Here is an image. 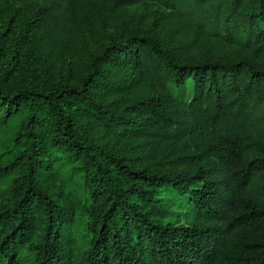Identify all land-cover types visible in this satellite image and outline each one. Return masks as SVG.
<instances>
[{
  "label": "trees",
  "instance_id": "obj_1",
  "mask_svg": "<svg viewBox=\"0 0 264 264\" xmlns=\"http://www.w3.org/2000/svg\"><path fill=\"white\" fill-rule=\"evenodd\" d=\"M71 1L0 39V264H264V0H157L151 24L84 57ZM103 1L117 14L151 0ZM36 32L41 54L74 61L29 64ZM212 40L245 55L218 58ZM123 139L190 169H141L109 146ZM77 214L91 219L79 258Z\"/></svg>",
  "mask_w": 264,
  "mask_h": 264
},
{
  "label": "rangeland",
  "instance_id": "obj_2",
  "mask_svg": "<svg viewBox=\"0 0 264 264\" xmlns=\"http://www.w3.org/2000/svg\"><path fill=\"white\" fill-rule=\"evenodd\" d=\"M44 3L45 0H0V39H4V34H7L6 40H11L13 34H17L14 32L15 28L23 31L22 33L24 35H27L28 30L31 29V25L38 24L36 19L39 17L40 8ZM71 6L74 10L73 20L80 28V48L78 47L77 54L82 57L98 52L110 43L112 37H119L125 26H127L125 23H128V21L135 22L141 19L143 22L151 24L159 13L165 11L157 0H151L146 4L140 3L126 7L117 14L110 11L109 5L103 0H72ZM26 41L29 43L27 44L28 52L26 55L28 56V63L37 66L39 70L46 67L50 69L51 73L57 74L62 69L60 61L63 58L67 62L74 61V57L70 51L59 49V47V50H54L53 47L48 53L46 50L45 54H41L40 49L35 47V45L41 43L40 32H36L32 36L29 34ZM212 43H214L212 50L218 58L223 57L232 60L245 55V50L241 44H229L216 42L215 40H212ZM186 90L188 98H190L192 95V86L187 84ZM171 91L177 96L178 89L171 88ZM122 141L126 143V146L122 142L110 143L109 146L114 151H118L130 158V163L136 164L141 169L169 167L178 172L188 171L190 169V167L188 169L182 165L177 166L173 163H165L159 160V158H154V155L149 154L146 149L135 150L134 153H131L129 150L131 142H126L125 139ZM54 154L55 152H52L51 156L47 154V157H53L55 156ZM74 191L76 192L75 189ZM61 193V203L64 202V199L72 200V195L67 190L62 189ZM160 198L174 212L172 220L176 224H191L195 220V216L190 215L186 211V206H184L186 201L181 196L178 198L172 191H165L161 194ZM77 216H75L76 220L73 223V235L76 242L74 245L75 255L76 258H79L86 243L91 238L89 229L91 219L84 214H77Z\"/></svg>",
  "mask_w": 264,
  "mask_h": 264
}]
</instances>
